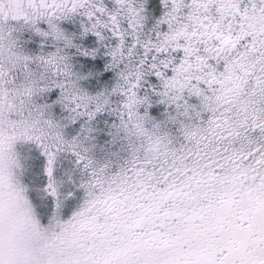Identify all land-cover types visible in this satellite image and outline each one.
I'll list each match as a JSON object with an SVG mask.
<instances>
[{
    "label": "snow or ice",
    "instance_id": "1",
    "mask_svg": "<svg viewBox=\"0 0 264 264\" xmlns=\"http://www.w3.org/2000/svg\"><path fill=\"white\" fill-rule=\"evenodd\" d=\"M0 264H264V0H0Z\"/></svg>",
    "mask_w": 264,
    "mask_h": 264
}]
</instances>
